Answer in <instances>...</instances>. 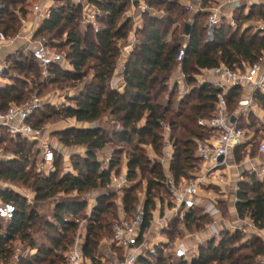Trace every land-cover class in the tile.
I'll use <instances>...</instances> for the list:
<instances>
[{"label": "trees", "instance_id": "16d2710c", "mask_svg": "<svg viewBox=\"0 0 264 264\" xmlns=\"http://www.w3.org/2000/svg\"><path fill=\"white\" fill-rule=\"evenodd\" d=\"M180 1L146 0L150 7H163L168 16L158 18L145 13L144 25L136 30L137 44L124 67L125 88L121 92L113 88L111 83L121 55L118 43L126 39L131 31L130 20L121 18L127 7L131 6L130 1L89 0L99 10L97 23L100 26L96 31L93 24H87L85 32L82 33L79 30L83 17L82 5L73 0H54L50 17L43 21L34 38L50 35L48 41L52 48L57 50L59 46L68 47L66 59L72 69L66 70L55 64L49 67L50 76L54 82L75 83L86 78L89 70L94 73L86 81L80 95L73 99L74 106L51 109V113L42 111L39 116L38 109L31 116L30 123L35 128H41L48 118L62 116L74 118L78 123L88 124L89 127H71L57 133L60 142L65 146L83 147L85 152L74 161L75 173L63 175L60 174L61 155H56L55 152L54 170L44 175L37 169L36 160L29 156L31 148L27 147L28 140L14 139L6 128L0 127V146L8 138L10 144L4 149L16 156L7 161L0 160V182L28 184L38 201L61 193L77 194L57 203L55 223L47 220L45 222L48 233L55 232L60 236L49 237L52 247H37L33 243L32 247L36 252L30 257L20 258L17 264H66V253L74 245L80 226L81 220L78 217L89 205L80 196L100 190L91 209V217L87 220L83 244L84 255L96 259L101 240L106 236L112 238L113 224L120 216L114 201L116 192H109L108 188L112 172L122 176L125 169H121L120 159H114L113 156L107 168H102L98 159L100 152L107 149L114 139L123 142L131 150L125 167V175L130 185L122 190L123 209L128 216L134 213L140 201L137 195L140 186L134 183L138 172L141 176L148 174L145 207L149 218L156 205L155 198L164 199L162 196H169L165 185L166 175L160 163L145 164L147 160L141 147L150 145L156 152H160L161 147H166L169 141L174 150L170 171L177 181L189 178L199 168L202 161L197 155V140H206L212 135L211 131L199 125V119L213 115L218 89L208 82L199 83L196 77L202 71L217 67L221 63L244 70L246 65L257 61L264 51V37L255 32L253 25L264 19V6L252 7L248 14L238 13L235 17L236 29L224 19L212 43L206 42L205 23L208 13L201 10L204 13L195 14L190 24L188 41L183 43L181 35H176L178 29L169 38L171 27L185 14ZM219 1L203 0V8H210L211 4ZM26 2L27 0H0V32H4L9 38L16 37L22 29L18 12L27 14L24 6ZM203 16L204 24L200 22ZM186 25L181 28L182 35L185 34ZM184 45L186 54L179 63L177 55ZM41 69L40 64L29 53L18 51L16 57L9 58L8 77L13 83L0 89L2 111H6L13 103L21 105L28 100L31 92V89H27L30 76L35 83L42 77ZM12 70L19 76L13 77ZM177 70L185 76V83L190 89L183 96H180L178 84L171 86L170 83ZM43 84L45 83L40 80L39 85ZM243 92L241 88H234L229 93L228 101L232 111L237 109L244 96ZM176 94L179 109L171 111L172 98ZM257 99L264 108V100L259 96ZM193 100L195 103H192ZM107 118L112 123L111 130L102 125ZM254 123L253 119L252 126ZM163 124L169 125L171 132L167 133ZM179 128L182 131L177 135ZM159 191L161 196L155 194ZM0 197L4 202L13 203L17 209L13 219L0 218V264H6L13 255L12 242L19 235L23 238L28 236L27 230L38 220V214L35 209L29 210L27 200L14 191L0 190ZM237 198L239 217L249 218L257 227L264 229V181L256 179L254 175L241 181ZM201 218L195 209L191 211L186 222L193 221L196 228L202 229ZM206 218L212 221L209 216ZM238 240L236 234L223 231L220 240L212 239L207 248L200 247L198 256L191 263L160 254L153 257V262L142 260V263L255 264L256 258L264 256L263 245H244L243 248H253L251 253H239L242 248L237 246Z\"/></svg>", "mask_w": 264, "mask_h": 264}, {"label": "built area", "instance_id": "2783aa9c", "mask_svg": "<svg viewBox=\"0 0 264 264\" xmlns=\"http://www.w3.org/2000/svg\"><path fill=\"white\" fill-rule=\"evenodd\" d=\"M73 1L82 5L86 21L95 24L99 15L97 7L91 4L89 0ZM129 1L133 10L138 9L145 12L149 9L146 0ZM136 1L138 2L137 5L134 4ZM53 4L54 0H43L34 6V11L41 20H45L50 17ZM255 6H264V0H220L213 7L201 9L208 13L205 23L207 30L206 42L212 43L215 41L217 30L221 27L224 19L236 29V15L241 12L248 14L251 8ZM95 27L97 31L98 27ZM253 27L255 32L264 37V19L256 21ZM18 37L19 35L9 38L4 32H0V48L12 44ZM25 38L28 40V37ZM34 43L36 46L31 50L27 49L26 53L31 54L40 64L42 75L45 78L49 76L50 66L55 64L63 66V63L69 65L66 57L52 48L45 36L35 39ZM185 54L186 47L184 45L177 55L179 63L184 60ZM14 57H16V54H14ZM5 70L6 67H2L1 73ZM207 73L209 78L205 82L218 89V93L213 115L209 118L199 119V125L211 131L212 135L206 140H197V155L203 163L205 173L209 174L220 171L225 167L227 157L235 149L249 142H256L254 132L232 121L233 113L229 107L228 96L234 88L243 89L244 96L239 101L238 106L240 110L247 114L254 111L258 96L264 100V51H262L256 62L246 65L244 70L221 63L217 67L207 69ZM5 77V81L10 84L8 75ZM40 106V99L34 96L32 100L24 104H11L6 111L0 109V127L6 128L14 139L23 138L29 142H42L43 152L40 164L51 171L54 169L55 149L43 141V129L35 128L30 123L31 116ZM163 125L167 133L171 132L169 125ZM258 125L261 128L259 151L264 154V119ZM165 149L172 151V157L174 150L169 141ZM6 159H11V157ZM165 175V185L169 196L164 199L155 198L156 205L150 212V218L145 207V191L142 194L140 193V202L131 216L125 213L123 207L121 208L120 216L113 224L111 238V244L114 246L113 251L108 252L106 256H97L95 260L87 258L83 253L86 231H79L74 245L66 253V264H144L142 260L151 263L153 257L158 254L191 263L198 256L200 245L193 244L186 239H178L171 243L168 232H170L175 221L186 225V220L191 211L200 207L204 215L214 220L207 227L210 232L208 240H220L224 231L217 227L221 209L214 198H210L206 204L200 203L201 179L189 177L177 181L170 171V165L165 171ZM259 176L264 179V169L259 172ZM221 177V182H225V178ZM128 183L126 175L118 176L115 172H112L109 188L119 193ZM0 190L2 189L0 188ZM237 200L238 198L236 202ZM16 212L17 209L13 203L4 202L0 197V218L11 220ZM90 217L91 214L85 217L80 222V227H83V223ZM238 220V225H232L230 229H227L230 231H252L264 239V229L257 227L252 220L240 217ZM260 260L264 264V256H261Z\"/></svg>", "mask_w": 264, "mask_h": 264}, {"label": "rangeland", "instance_id": "374dc122", "mask_svg": "<svg viewBox=\"0 0 264 264\" xmlns=\"http://www.w3.org/2000/svg\"><path fill=\"white\" fill-rule=\"evenodd\" d=\"M181 9L185 13L184 16H182L178 22H176L171 27V36L169 38L171 39L172 33L175 32L176 29L177 33L176 35H181V39H185V36L182 35L181 28L185 24H191L192 19L195 16L196 13L201 12V9H207L206 7L203 8V3H200L199 0H181L180 1ZM215 5L211 4L210 7H213ZM150 7V6H149ZM148 12L149 14L153 15L154 17L163 18L167 17V12L163 9V7L159 8H153L150 7L147 11L141 12L140 10H133L131 6H128L126 11L122 15V20L129 19L130 24L129 28L131 29L129 36L126 39H123L119 41V47L121 50V55L118 60V66L117 69H120L121 60L123 58L124 53V47L129 44H137V35L136 30L139 27H142L144 25L145 21V13ZM204 13V12H201ZM200 22L204 24V16L200 18ZM87 24H90L86 21V18L84 16L81 19V22L79 24V30L84 33L87 27ZM92 24V23H91ZM94 27H99L100 25L95 22L93 24ZM96 29V27H95ZM47 39L50 38V35L46 36ZM57 51L60 54H63L66 57V54L68 52V47H57ZM69 62V61H68ZM66 70H71L72 66L68 65V63H63V66L61 67ZM116 69V70H117ZM42 70V69H41ZM116 72V71H115ZM93 70H89L88 75L86 78H84L81 81H76L75 83H72L71 81H64V82H54L52 76L48 74V78H45L43 75L41 78H38V80L33 83L32 76H30V82H28V88L31 89V92L29 94V98L26 102L32 100L34 96H37L41 101V106L39 108L40 112L38 114L41 115L42 111L44 112H50L51 109H62L66 106H74L75 102L73 101L74 98L78 97L84 88V85L87 80H90L93 76ZM13 77L19 76L17 72L12 70ZM115 75V74H114ZM115 77V76H114ZM113 77V78H114ZM201 78V77H200ZM43 81L45 84L39 85V81ZM9 81L11 82L8 84L6 81V85H12L13 81L9 77ZM113 81V79H112ZM112 85V83H111ZM166 101H164L165 103ZM192 103H195L193 100ZM171 111H178V95L176 94L172 98L171 103ZM37 116V117H38ZM180 120H183V118H180ZM185 121V120H184ZM103 127L107 130L112 129V123L109 121V119H105L102 123ZM71 127H89L88 124H80L76 121L74 118H63L62 116H53L51 118H48L44 124L42 125L43 129V141L47 144H49L51 147L55 149L56 155L62 156V164L60 166V174L63 175L65 173H72L74 171V161L77 160L79 157L83 156L85 154L83 147H77V146H71L67 147L63 143L60 142V138L58 136V132H61L65 129L71 128ZM254 127V126H253ZM252 127V128H253ZM182 130L179 128L177 131V135ZM201 131V130H198ZM204 133V132H203ZM210 138V136L208 137ZM256 139V138H255ZM251 143V152L250 155L252 158H256L258 152V141L250 142ZM9 139L7 138L6 142L0 146V160L7 161V157H11V159L16 158V156L9 151H6L4 147L6 145H9ZM27 147L31 148L30 151V158L35 159L38 165L36 166L37 169L41 171L42 174L48 175L53 170L49 171L48 169L41 166L40 162L42 159V142L40 141H34V142H27ZM142 152L144 153L147 162L145 164H154V163H160L161 169L164 171L167 170V160L168 156H166V150L165 147H161L160 152H156L154 150V147L150 145H145L141 147ZM130 147H128L123 142H119L116 139L112 141L111 144L107 146V149L100 152V155L98 156V159L101 161L102 168L109 167L111 157L113 156L114 159H120L121 164L120 167L123 170L125 169L127 160L129 158L130 153ZM246 152L238 151L236 154V160L238 163H241V166L237 168H227V169H220V171H214L212 173H205L203 163L200 162L199 168L195 169L190 177H193L195 179H201V186L202 191L200 193V203L206 204V202L210 198H214L215 202H217L218 206L221 208V210L224 212L227 218H231V215L228 216V206L232 205L235 201V193L234 188L236 185L238 186L241 181L237 183L238 179L247 180L251 175H254L256 179H259L261 181H264L259 176V172H256L252 170L251 163L248 159L249 157H246ZM110 159V160H109ZM10 160V159H8ZM244 162V163H242ZM231 171V172H230ZM39 172V171H38ZM37 172V173H38ZM221 176H223L226 182H221ZM148 174L141 176V173L138 172L135 182L140 186L138 189V198L141 199L140 193H144L148 189ZM127 185H130L129 183ZM0 188L5 190H11L19 195H21L24 199L27 200V204L30 206V209H35L36 213L38 214V220L34 222V224H31L30 227L27 230L28 236L27 237H21L20 235L12 242V251L13 255L10 257L9 261L6 264H17L20 258H27L33 255L36 252V249L32 247L33 243L37 247H52L51 241L49 237H55L59 238L60 236L57 235L55 232L48 233V230L45 226V222L51 221L55 223L54 220V214L55 209L57 206V203L63 199H66L67 197H73L77 196L76 192H72L68 195L66 194H58L55 197L48 198L46 200L38 201L35 199V193L33 189L28 184H23L21 182H0ZM109 192H113L111 188H108ZM100 194V190H94L87 193L82 194L80 197L81 199H86L88 201V207L81 212L78 218H80V222L83 221V219L91 214V207L90 204L95 205L96 203V197ZM156 195H162L161 191L158 193H155ZM124 195V192H116L114 201L117 205V210L121 213V208L123 207L122 199ZM165 198L166 196H162ZM140 202V201H139ZM196 213L198 216H201V223L203 224V228H196V223L192 222H186V225H184L181 222L175 221L172 224V228L170 229V232H168V237L170 239V242L173 243L175 241L179 240H193V244H195V241L198 242L200 239V247L207 248L209 246V240L205 237L204 234H206L207 227L212 223V221H209L206 217L203 215L202 208H196ZM232 221V220H231ZM87 225V221L83 223V227L79 226L78 232L82 231L85 232V227ZM4 227H6V224H4ZM229 234H236L239 238L237 242V246L241 249L239 253L244 254H250L251 250L253 248H243L244 245H263L264 246V239L254 232H244L242 230H224ZM78 232L76 233V237L78 235ZM252 246V247H253ZM114 246L111 244V238H108L107 236L101 240L100 246L98 248L97 255L98 256H106V254L110 251H113ZM59 253L60 250H59ZM227 264V262L223 263ZM255 264H262L260 257L256 258Z\"/></svg>", "mask_w": 264, "mask_h": 264}, {"label": "crops", "instance_id": "0c3cea01", "mask_svg": "<svg viewBox=\"0 0 264 264\" xmlns=\"http://www.w3.org/2000/svg\"><path fill=\"white\" fill-rule=\"evenodd\" d=\"M43 0H27V2L25 3V9L27 10V14L23 15L22 12H18L21 20H22V29L20 31V33L18 34L19 37L12 43L9 45H5L3 47L0 48V89L6 87V75H8V63H9V58L10 57H14V54H17L18 51H22L23 53H26L27 49L31 50L33 49L36 45L34 43V35L36 34V32L39 30V28L41 27V25L43 24L44 20H41V18H39L38 14L35 13L34 11V6L36 4H38L39 2H42ZM200 3L203 2V0H199ZM138 10V9H136ZM135 11V10H134ZM185 39H181V41L183 43L188 41V35H186V33L184 34ZM28 37V40L25 38ZM32 39V40H31ZM31 41V42H29ZM135 44H129L127 46L124 47V53L123 54V58L121 60V67L120 69H117L115 72V77L113 78L112 81V86L113 88L118 89L119 91H124L125 88V82H124V67L126 62L128 61V58L130 56V54L133 52L134 48H135ZM2 67H6V70L3 71V73H1V69ZM201 77V78H200ZM197 80L199 83H203L206 80H208L209 75L207 73V69L202 71L201 74L197 75ZM171 86H174L176 83L178 84L179 88H180V96H183L185 94H188L189 92V87L186 85L185 83V78H183V75L181 74L180 70H177L173 76V78L170 81ZM244 95V92H243ZM242 95V96H243ZM243 98V97H242ZM233 113V118L232 121L235 122L236 124H238L239 126L245 127L247 129H249L251 132L255 133V140L258 141V144L260 143V137H261V128L259 127V122H261L264 119V108L263 106L260 104L259 100L256 99V104L254 107V111L250 112V113H245L242 110H240L239 106H237V109L232 111ZM255 120L254 123V127L252 126V120ZM253 127V128H252ZM251 143H247L245 144V146L243 145V147H238V149L234 150L226 159V166L223 167L224 169L227 168H237L239 166H241V163H238L236 160V154L238 153V151L241 150V152H246L247 156L249 157L248 159L246 158V160H249L251 163V168L252 170L259 172L262 169H264V154L261 153L259 151V145H258V152L257 155L255 156L256 158H252L250 155L251 152ZM166 150V156H168V160L166 163L167 167L170 165V160H171V154L172 151H170V149H165ZM244 163V162H242ZM126 168H125V173H126ZM231 172V171H230ZM125 173H123V175H125ZM239 181H243L242 178L237 180V183ZM234 192L235 193V201L233 202V204L230 206H228V216L231 215V218H227L226 215L224 214V212L221 210V215L219 217V222L217 224V227H219L221 230H226L227 228L230 229L232 227V225H238L239 224V215L237 212V208H236V199H237V189L238 186L236 185L235 187H233ZM207 203V202H206ZM90 207L93 208L94 205L90 204ZM90 208V209H91ZM221 209V208H220ZM232 220V221H231ZM214 220H212L213 222ZM206 238H208L210 236V232L207 231L206 234H204ZM212 240V239H211ZM193 242V240H191V243ZM200 243V239L197 241H195V244H199Z\"/></svg>", "mask_w": 264, "mask_h": 264}, {"label": "water", "instance_id": "95a60500", "mask_svg": "<svg viewBox=\"0 0 264 264\" xmlns=\"http://www.w3.org/2000/svg\"><path fill=\"white\" fill-rule=\"evenodd\" d=\"M134 4L137 5L138 2L136 1V2H134ZM190 31H191V25L190 24H187L186 25V30H185L186 35H189L190 34Z\"/></svg>", "mask_w": 264, "mask_h": 264}]
</instances>
